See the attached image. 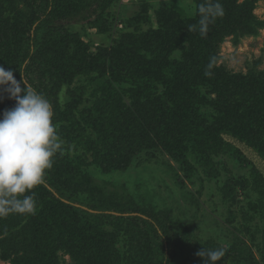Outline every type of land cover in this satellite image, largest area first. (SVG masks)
Wrapping results in <instances>:
<instances>
[{"label": "trees", "instance_id": "trees-1", "mask_svg": "<svg viewBox=\"0 0 264 264\" xmlns=\"http://www.w3.org/2000/svg\"><path fill=\"white\" fill-rule=\"evenodd\" d=\"M195 1L200 5L206 4V0ZM234 3L218 2L223 15L217 14L219 9L215 3L208 6L207 13L198 12L193 20L177 17L175 22L158 24L156 29L134 35L96 56L87 53L84 44L68 30L73 24L81 23V20L72 18L79 16L80 12L61 9L58 0H31L18 12L21 18L17 21L15 17L16 24L0 11V66L12 70L17 81L24 78L46 96L52 104L53 123L59 126L61 140L70 145L77 140L78 145L86 144L95 153L92 161L88 162L83 153L79 154L75 149L70 152L69 148L62 147L54 157L53 167L46 172L45 183L33 190L35 213L9 214L0 218V235L4 233L0 239L2 262L63 264L57 255L62 252L70 255L75 264H186L179 250L188 249L191 236L175 232L164 213L147 212L132 201L105 194L91 181L89 167L96 164L101 174L123 172L133 155L152 147L165 149L174 159L191 147L203 145L210 152L219 149L234 153L233 148L224 142L223 134L239 138L242 130L251 129L264 135V71H250L246 76L227 74L214 66L215 57L210 52L215 46L210 48L213 39L224 24L232 35L239 37L254 35L257 29L263 28V22L252 16L250 6H244L241 14L231 13ZM87 11L85 5V13ZM204 16L211 20L206 34L201 33L199 23ZM190 33L207 44L201 48L192 44L188 57L189 62L200 66L195 68L198 71L194 69L195 75L209 94H216V98L201 94L198 84L184 90L180 88L175 97L176 88L164 80V86L168 90L170 87L169 95L173 100L166 101L147 94L146 90L155 88L158 74L166 77L171 63L158 60L172 51L173 37L189 42L192 40ZM141 50L146 51L147 56L157 58L149 60ZM106 64L108 79L104 73L96 80L89 78L97 85H94L87 102L92 96L94 99L80 112L75 103L76 93L84 86L74 85L77 77L92 72L100 74ZM137 71L140 72L141 89H144L143 100H138L137 95L131 96L130 105L120 109L126 96L122 93L121 80ZM64 89L68 99L62 103L60 95ZM0 97L5 99L6 110L15 106V100L3 88H0ZM202 106L207 111L199 112ZM4 111L0 110V118ZM181 117L190 128L186 144L185 137L174 139L165 132L174 129L175 123L178 124L176 127L181 125ZM72 118L78 119L72 122ZM65 122L72 123L66 126ZM166 136H169L167 140ZM258 151L264 157V142ZM253 175L252 171L248 174L250 178ZM242 183L233 182V185ZM226 188L230 192L231 184L227 183ZM256 190L262 196L255 200L247 197L249 213L244 210L243 219L247 216L252 219V215L261 219L263 226L260 229L256 227V231L262 234L261 245H264L263 181L262 187L258 186ZM238 229L250 234L246 225ZM254 235L252 233L251 237ZM236 243L239 244H232L226 250L223 261L258 264L252 254L243 253V248L248 247L244 242L237 239ZM261 245L258 250L264 255Z\"/></svg>", "mask_w": 264, "mask_h": 264}, {"label": "rangeland", "instance_id": "rangeland-1", "mask_svg": "<svg viewBox=\"0 0 264 264\" xmlns=\"http://www.w3.org/2000/svg\"><path fill=\"white\" fill-rule=\"evenodd\" d=\"M29 2L31 0H0V11L6 13L11 22L16 24L15 17L19 21L21 16L18 12ZM218 2H235L231 13L236 15L244 11V6H250L252 16L264 24V0H206L205 5H200L195 0H58L61 9H77L80 12L79 16L72 18L81 20V23L73 24L68 30L77 36L91 56L108 52L115 44L128 41L134 35L149 29H156L158 24L175 22L177 17L193 20L198 12L203 11L205 14L208 12V6ZM85 5L88 7L86 13ZM173 25L175 26L174 23ZM220 30V35L216 34L217 37L213 39L210 47L215 44L210 52L212 57H215L213 63L219 71L223 69L227 74L241 76H246L250 71H264V25L263 28L257 29L254 35L243 37L232 35L225 24ZM175 32L176 30L171 34ZM171 34L170 37H173ZM189 35L192 38L189 42L173 37L170 44L172 51L165 53L158 60L160 63L164 60L171 63L166 77L158 74L155 77V88L146 90L147 94L166 101L173 100L169 95L170 87L168 90L167 86H164V81H170L171 86L176 88L175 97L180 88L184 90L198 84L201 94L207 98H216V94H209V90L203 87V82L196 77L195 68L200 66L189 62L188 57L192 44L200 48L206 47L207 44L201 38H195L191 33ZM13 36L15 37V34ZM218 38L219 42L215 43ZM141 54L148 59L157 58L147 56L144 50H141ZM103 68L100 74L92 72L77 77L74 85L84 86V89L76 93L75 103L80 112L85 106H90L94 99L92 96L87 102L95 88L94 85H97L96 81L90 82L89 78L96 80L95 78L104 73V77L108 79L107 64ZM141 84L139 71L131 72L127 78L121 80L122 93L126 96L123 97V106L120 109L130 105L131 96L137 95L138 100H143L141 98L144 89H141ZM63 92L60 95L62 103L68 99L65 89ZM3 97H0V110H6L7 107ZM205 111V106H202L199 112ZM75 119L78 118H72L71 121L74 122ZM184 120V117H181V125L176 127L175 123L174 129L165 130L166 135L169 133L174 139H180L182 136L186 138L190 128ZM176 121L178 122V119ZM72 122L65 124L68 126ZM169 136H166V140ZM222 137L224 142L233 148L234 153L219 149L210 152L208 147L203 145L191 147L174 159L165 149L152 147L133 155L130 165L123 172L101 174L96 164L91 165V181L100 186L105 194L123 199L122 201H132L141 210L168 215L175 232L192 238L187 250H179L186 264H205V259L196 255L202 248L214 250L224 247L229 250L232 244H239L236 243L237 239L248 246L243 248L245 255L252 254L258 264H264V255L258 250L262 234L256 231V227L260 229L263 223L252 213V219L248 216L243 219L244 210L249 213L247 201L262 196L256 189L258 186L262 187V181L264 184V157L258 151L263 145L264 135L244 129L239 138L232 134H223ZM76 141L70 145L61 140L62 147L69 148L70 152L75 149L79 154L83 153L86 161L91 162L92 155L95 154L93 148L86 144L80 146ZM187 142L186 138L184 144ZM188 145L191 146L189 143ZM251 171L254 173L252 178L248 176ZM233 182L244 183L238 186L233 185ZM227 183L231 184L230 192L226 188ZM242 225L250 229V234L238 229ZM252 233L255 234L254 238L251 237ZM3 235L4 233H1L0 239ZM251 240H254L253 243ZM240 247L239 245L238 248ZM261 248L264 249L263 244ZM57 255L60 257L59 261L63 260V264L76 263L68 254L58 252ZM0 264L8 263L0 260ZM216 264L230 263L222 259Z\"/></svg>", "mask_w": 264, "mask_h": 264}, {"label": "clouds", "instance_id": "clouds-1", "mask_svg": "<svg viewBox=\"0 0 264 264\" xmlns=\"http://www.w3.org/2000/svg\"><path fill=\"white\" fill-rule=\"evenodd\" d=\"M215 7L219 9L217 14L223 15L218 3ZM210 22L208 16L200 19L202 34H206ZM0 88L15 100V106L5 110L0 118V218L34 214L33 190L45 183L46 172L53 167L54 157L62 148L53 123V107L44 94L24 78L17 81L13 71L3 66H0ZM225 253L224 247L202 248L196 255L205 259V264H216Z\"/></svg>", "mask_w": 264, "mask_h": 264}]
</instances>
